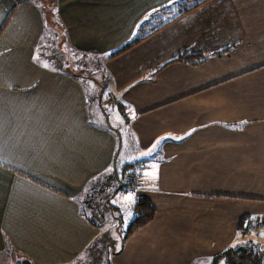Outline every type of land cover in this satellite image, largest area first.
<instances>
[{
    "label": "crops",
    "instance_id": "crops-1",
    "mask_svg": "<svg viewBox=\"0 0 264 264\" xmlns=\"http://www.w3.org/2000/svg\"><path fill=\"white\" fill-rule=\"evenodd\" d=\"M171 1L60 0L59 15L74 49L105 55ZM14 6L0 0V264H213L243 218L247 228L264 219V0H212L108 63L109 103L131 135L123 146L101 98L105 122L92 113L96 78L86 86L39 62L34 37L17 33L41 34V11ZM227 46L149 77L185 48ZM106 180L117 185L107 204L145 195L157 207L110 252L81 205Z\"/></svg>",
    "mask_w": 264,
    "mask_h": 264
},
{
    "label": "rangeland",
    "instance_id": "rangeland-1",
    "mask_svg": "<svg viewBox=\"0 0 264 264\" xmlns=\"http://www.w3.org/2000/svg\"><path fill=\"white\" fill-rule=\"evenodd\" d=\"M210 1L212 0L207 1L204 4ZM14 2H15V6L13 8V11H15L17 7L19 8L20 6H22L23 3H28V4H32L36 6L39 9V11H41L42 25H43L41 34H39L38 36H37V31H36V25L34 24V29L29 31L27 34H25V32H18L17 40L19 42L24 41V40H30L31 37L33 36L34 40L36 41V46L34 49L35 58L39 62L46 63L45 66L49 68L62 70V71L73 73V74L78 73L82 75L83 81L86 86L90 84L89 78L91 77L96 78L99 84V87H98L99 93L96 98L97 101L95 99V104L92 105L93 106V109L91 108L92 113L95 116L100 115L101 121L103 120L105 122V118H104L105 116L103 115L104 114L103 110L102 109L99 110L98 108L99 99L101 98L102 102L103 103L105 102V104L108 106L107 108H109L108 110L109 111L108 114L110 116L109 123L111 125L113 124L114 127L116 126L121 127L119 128L120 130L118 129L116 130L118 131V136L123 146V136L124 134H126V136H127V133L129 134V128L127 127L129 125L126 126L125 124L122 123V121L119 119V115L117 114L118 113L117 110H116L117 113H113V108L110 106L111 103H109L111 101L109 88L104 87V86H106V84L109 83V80H107V77H109V71H110L108 63L115 58H118L120 56H123L124 54H127V52L132 50L134 47H136L140 43L135 45L128 51L118 56H115V57H111L109 55L110 52L103 55V54H95L94 52H89L87 50L74 49V47L71 45V42H69L70 41L69 33L67 32V29L64 27L63 21L61 20V16L59 15L60 0H14ZM202 5L193 9L189 13L199 9ZM21 14H22V9L19 14V18ZM183 16L172 21L171 23H169L167 26H165L158 32L164 30L165 28H167L168 26H170L171 24H173L174 22H176L178 19L182 18ZM1 19L5 21L4 17H0V21ZM152 19L153 18L149 20L150 23L153 21ZM27 25H29V21ZM64 29L66 31H64ZM158 32L154 33L149 38L153 37ZM7 35L9 36L10 34L8 33ZM192 51L194 50L192 49ZM194 52H197V51H194ZM102 91L103 92L105 91L107 95L100 97V95L102 94ZM91 101L93 102L94 98L91 99ZM102 115H103V118H102ZM128 136L131 137L130 134ZM135 168H139V167H133L131 170H134ZM123 169L124 167L122 168V170ZM122 170L120 171L121 175H122ZM130 172L131 171H129L128 176H126L127 177L126 181L128 183L127 185H129V188H132L134 183L131 184L128 181ZM139 177H140V174H139ZM139 177L137 180V184L139 182ZM107 183L108 182L106 180L104 184H99L95 186L94 189L89 190L88 193L83 197L81 201V205H82L83 211L87 215H89L92 218V220H94L97 223H100L99 225L102 226V229L104 231L103 232L104 234L102 236L103 237L102 241L106 243L108 247V251L110 252L120 247L123 237L127 231L128 225L130 221L132 220V218L134 217L133 207L138 197L135 199L134 202L125 200L123 201V204L116 205L115 201L113 202V204L111 203L112 205L107 204V201H109V198L112 192H116L115 190L117 187V185H115V188H114V183H112L113 184L112 186H107ZM129 188L127 187L126 189H129ZM263 228L264 227H261L259 229L246 227L247 230L242 228V233L238 238V242L233 248L234 249L241 248V251L243 252L244 257L246 258L244 261V264H264V234L260 233V231H262ZM100 242L101 241H98V247H102V243ZM1 259L2 258L0 256V260ZM24 259H27V258L21 257L19 261H22ZM9 262L11 261L8 260L7 262H3V264L4 263L8 264ZM218 264H230V263L227 260L225 261L223 260V261L218 262Z\"/></svg>",
    "mask_w": 264,
    "mask_h": 264
},
{
    "label": "trees",
    "instance_id": "trees-1",
    "mask_svg": "<svg viewBox=\"0 0 264 264\" xmlns=\"http://www.w3.org/2000/svg\"><path fill=\"white\" fill-rule=\"evenodd\" d=\"M207 1L209 0H173L171 2L161 5L160 7L150 12L146 16L147 19L145 17L143 20H141L134 34L123 44L112 50L109 55L111 57H115L128 51L135 45L141 43L154 33L167 26L172 21L189 13L190 11L199 7ZM151 18H153V21L150 23L149 20ZM233 47L234 46H227L225 48L220 49L218 52H194L191 48H185L171 59L159 64L155 69L150 72L149 77L153 76L158 70H160L162 67L169 63L184 62L198 65L204 63L210 55L219 53L221 51H228ZM133 167H136V164H125L124 170L131 169ZM127 173L128 172H123L124 175H127ZM112 178L116 179L114 175L112 176ZM133 211L134 217L128 225L127 231L124 235V239H126L133 232L147 225L150 221H152L153 218L156 216L157 207L150 198L145 195H142L137 198L133 207ZM245 220L246 219L243 218L241 223L242 228L247 230L246 227L243 225V223H245ZM222 258L227 260L230 264H244V261L246 259L243 255V252L241 251V248L234 249L233 247L227 249L223 254L215 257L213 264H218L219 260H221ZM16 264L34 263L30 259H24L22 261H18ZM105 264L111 263L107 261Z\"/></svg>",
    "mask_w": 264,
    "mask_h": 264
},
{
    "label": "built area",
    "instance_id": "built-area-1",
    "mask_svg": "<svg viewBox=\"0 0 264 264\" xmlns=\"http://www.w3.org/2000/svg\"><path fill=\"white\" fill-rule=\"evenodd\" d=\"M138 177H139V168H135L134 170H131L128 180L129 183L131 184L134 183L133 185L136 186ZM250 227L257 229L264 227V219L251 223Z\"/></svg>",
    "mask_w": 264,
    "mask_h": 264
},
{
    "label": "snow or ice",
    "instance_id": "snow-or-ice-1",
    "mask_svg": "<svg viewBox=\"0 0 264 264\" xmlns=\"http://www.w3.org/2000/svg\"><path fill=\"white\" fill-rule=\"evenodd\" d=\"M146 19H147V17H146ZM149 155L151 154V153H148Z\"/></svg>",
    "mask_w": 264,
    "mask_h": 264
}]
</instances>
